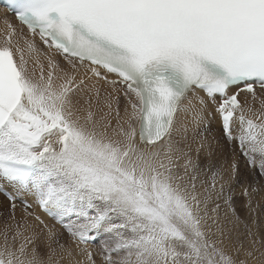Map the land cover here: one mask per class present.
Here are the masks:
<instances>
[{"label":"snow or ice","instance_id":"obj_1","mask_svg":"<svg viewBox=\"0 0 264 264\" xmlns=\"http://www.w3.org/2000/svg\"><path fill=\"white\" fill-rule=\"evenodd\" d=\"M7 4L0 264H264V0Z\"/></svg>","mask_w":264,"mask_h":264},{"label":"rangeland","instance_id":"obj_2","mask_svg":"<svg viewBox=\"0 0 264 264\" xmlns=\"http://www.w3.org/2000/svg\"><path fill=\"white\" fill-rule=\"evenodd\" d=\"M213 131L216 135H219V131H218V126L215 122H213ZM237 191H239V188L237 187ZM264 196V192H261L260 194L256 195L255 196V199H254V204L256 202H261V203H264V201L261 200V197ZM245 198L243 196H238L237 197V210H238V214L240 215L241 219L242 220H246V222L248 223H251L250 220L247 219V209L244 208V204H245ZM17 204L19 205V201H17ZM0 205H2L3 207H0V213H3L2 215H0V227H2L5 219L7 218V215H8V208H7V200H6V197L3 195V194H0ZM16 215H17V218L19 219L20 217L23 216V208L22 207H17L16 209ZM257 215H258V218L262 224V227L260 229V232L262 235H264V209H258V212H257ZM44 219V218H43ZM46 223H48L49 225H54L55 224V221H50L49 219H44ZM57 226V225H55ZM58 229L63 232V229H60L59 228V225L57 226ZM241 230H243V225H241ZM64 240H67V235L65 234L64 237L62 238V242ZM98 243L97 244H94L92 245L91 247L93 248V250L95 251L97 248H98ZM99 256L97 255V261H98V264H99ZM64 264H67V262L65 261Z\"/></svg>","mask_w":264,"mask_h":264},{"label":"bare ground","instance_id":"obj_3","mask_svg":"<svg viewBox=\"0 0 264 264\" xmlns=\"http://www.w3.org/2000/svg\"><path fill=\"white\" fill-rule=\"evenodd\" d=\"M5 19H8V20H10V21H12L14 24H16L17 25V27H19V23L11 16V15H9V14H7L3 9H0V28H2L3 27V24H4V20ZM213 128V127H212ZM28 200H29V202H31V197H26ZM35 207V206H34ZM36 211H37V213L39 214V215H41V217L42 218H44V219H49L50 221H54V220H52L50 217H48L45 213H43V212H40L39 211V209H35ZM58 226V225H57ZM56 226V227H57ZM58 228V227H57Z\"/></svg>","mask_w":264,"mask_h":264}]
</instances>
